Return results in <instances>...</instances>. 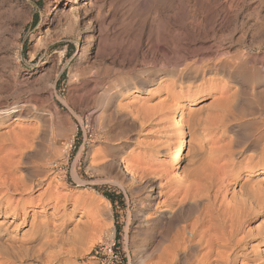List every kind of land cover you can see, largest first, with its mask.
<instances>
[{
    "label": "rangeland",
    "instance_id": "374dc122",
    "mask_svg": "<svg viewBox=\"0 0 264 264\" xmlns=\"http://www.w3.org/2000/svg\"><path fill=\"white\" fill-rule=\"evenodd\" d=\"M222 93L230 98L227 130L187 133L174 169L183 179L175 173L165 178L166 162L154 145L163 143L168 155L176 136L170 117L152 109L172 116L174 104L190 94L202 121L221 112ZM107 100L110 106L99 116ZM146 107L153 116L141 126ZM0 111V141L29 131L32 143L23 154L8 156L13 144L4 140V176L34 185L30 193L0 190V261L14 251V264H210L208 256L212 264L252 263L263 212L245 219L234 247L219 248L218 256L196 225L206 202L182 198L185 182L199 177L192 171L205 170L219 144L243 151L235 157L241 172L247 157L258 160L264 151V0H0ZM126 160L139 170L134 183L124 173ZM55 189L64 197L59 213L53 205L60 198L50 196ZM175 190L180 195L169 201ZM150 192L157 197L147 210L142 206ZM104 193L116 198L115 205ZM86 194L107 206L108 214L97 219L109 226L101 238L76 231L77 222H94L91 206L68 213ZM33 196L36 201L25 200ZM9 203L16 211L5 218ZM248 229L254 235L240 240ZM42 239L58 247L42 261L29 259L25 249H39ZM113 243L117 257L109 252Z\"/></svg>",
    "mask_w": 264,
    "mask_h": 264
},
{
    "label": "bare ground",
    "instance_id": "6f19581e",
    "mask_svg": "<svg viewBox=\"0 0 264 264\" xmlns=\"http://www.w3.org/2000/svg\"><path fill=\"white\" fill-rule=\"evenodd\" d=\"M173 84H175V83H173ZM183 95H185V94H183ZM220 97H221V101L224 103V104L222 103L223 105L221 104L219 106V109L221 112L212 113L211 115H208L202 121L199 117L197 110H195L194 108L191 107V103H193L195 101V99H194V96H192L190 94L187 96V98H186L187 100H179L178 102H176V104H174L175 106L172 107V109H171V112L173 113L172 116L167 115L166 112L163 111V109H161V108H160L161 112L158 111L157 109H156L157 111L155 109H152V110L156 111V112L153 111L154 115L158 114L157 116H163V117L168 116L167 118L170 117V120H169L170 121V129L169 130L171 131V133L175 134V136H176V139H175L176 142H175L174 148L170 151V153L168 155L165 154L164 152H162L164 150H162L160 148V147H162L163 143H162V145L157 144V142H156V145H154L155 144L154 142H153L154 144L151 143L156 148L155 150L158 151L157 152L158 157L163 156V158H164L163 160H165V162H166V166H164V168H163V175L165 178L170 177L169 179H171L172 176H170V175L175 173V175H178L181 179H183L182 178L183 176L181 177V175L178 173V171L177 170L175 171L174 169H175L176 164L178 163V160L180 159L181 154H183V152L187 146V143H185L187 133L190 132V133L195 135V133H197L199 131V128H201V127H204L205 131L207 130L209 132V134L210 133L212 134L213 132H215V133L217 132V134H218L220 131L223 132L224 130L225 131L227 130L230 123H228L229 121H228L227 115L225 113V110H226L225 104L227 103L229 97H227L226 94H223V93L218 98L220 99ZM177 98H181V97L177 96ZM110 103H111V100L104 101V105H103L104 110L101 113H99L100 114L99 116H102L105 113L106 109L110 106ZM132 105L134 106V104H132ZM140 107L144 108V105L142 107V104H141ZM22 108H20V111H22ZM141 108L140 109L137 108V109L141 110ZM132 109H133V107H132ZM146 109H147V107H146ZM143 110L144 109H142V112L139 111V112H141V114H143V112L145 113L141 117V119H138L139 122L141 123V126H143V124L146 121L148 122L150 120L149 118H151L153 116V115L151 117L149 116V115H151V114H148L149 108L146 110V112H145V110L144 111ZM164 110H165V108H164ZM4 112L7 113V111H4ZM150 112L152 113V111H150ZM168 113H169V111H168ZM138 115H139V113H138ZM104 116L102 117V119L104 118ZM139 116L136 115V118L137 117L139 118ZM2 117H4L3 111L2 112L0 111V120L2 119ZM136 118H135V120H136ZM15 119L17 120L18 117H16ZM184 119H186V123H184ZM133 125H136V124H134V122H133ZM129 126H130V124H129ZM132 127H135V126H132ZM167 128H169V127H167ZM27 132H29V131H27ZM27 132H26V134H28ZM26 134H24L23 132L21 134H20V132H17V133L15 132L12 134L3 135L2 136L3 139L1 140L2 142L0 141V151H3V149H7V145L5 148V145L3 144L4 140L5 141L9 140L10 143L13 144L12 145L13 147L7 149V153L9 154L8 156H11L12 153H16V152H19L21 154L23 152L22 149H25L28 147H30V149H31L32 143H31V140H29V138L27 137L28 135L26 136ZM263 134L261 135V138H262ZM4 136H5V138H4ZM29 136L31 138H33L31 136V134ZM195 136L197 137V135H195ZM19 137L20 138L22 137L21 138L22 140H23V138H26V137L28 139L27 140L24 139V141H21V140H19ZM217 138H219V137L217 136ZM259 139H260V137H259ZM161 141H163V140H161ZM214 141H215V139H214ZM260 141L261 140H259V142ZM163 142H165V141H163ZM198 142L201 143V140ZM198 142H197V144H198ZM231 142H233V141L231 140ZM138 144L142 147L148 146V145H146L148 143L145 142V144H144V142H142V141H141V143H138ZM224 144H226V143H224ZM224 144L222 146L220 144H219V146H216V147H218L215 149L217 151H214L216 154L211 155V156H213V160H212V162L210 161L211 163L209 162L210 163L209 166H207V165L205 166V168H206L205 170H203L204 168H200L203 171L197 172L196 170H198V169L196 168V170L192 171L193 173L196 172L199 176V177L197 176L198 177L197 179L193 180V181L197 180L196 182L191 183V184H190L191 181H189V183L185 182V177H184V181H182V183H184V182L186 183V186L184 185L185 189L183 188L184 191L182 190L184 192V195L182 194L183 195L182 199L184 201L186 199H191V200H193V202L196 203V205L197 204L199 205L201 203V201H203V200L206 202L205 203L203 201L205 203L204 208L202 206V208H203L202 213L203 214H202V216L200 215L201 217L199 220H197L196 225L199 224V227L201 229H203L200 231L201 239H203V241H205V242L210 243L212 250L218 256L222 254V252L219 250V248H222V249L227 248L230 251L234 247V243L236 242V238L238 237V234L243 230L242 224L244 223L245 219H248L251 214L253 215V217H255V215H257L261 212L264 213V151H263L264 149H262L263 153L261 154V156L257 157V158H259L258 160H256L253 157V155H255V154H251L249 157H247L246 162H245V171L241 172L239 170V165H238V162H237L235 157H238V156H236L237 154H240V156H241L243 154V151L242 150L238 151L237 149H236L237 151L234 150L232 143H229L227 145H224ZM8 145L11 146L9 143H8ZM200 146L201 145H199V147ZM147 149H149V148L147 147ZM152 150H153V148H152ZM145 152H147V151H145ZM138 153L140 154V152H138ZM122 160H125V158H122ZM154 160H156V159H154ZM9 161L11 163L10 164L11 166L15 164V162H13L12 159H10ZM124 163H125L124 173H126V175H128L130 180L134 183L138 178L137 175H139V173H137V171H139V170L136 171V169H133V165H135V164L134 163L132 164L131 160H126ZM163 165H164V163H163ZM142 169H144V168H142ZM144 170H146V169H144ZM160 170H162V169H160ZM41 171H43V170H41ZM12 172H13V169H12ZM142 172H143V170H142ZM199 172L201 174H199ZM5 173H7V171L5 169H3L0 165V178L2 179V180L0 179V181H1L0 182V190H3V191L5 190L6 191L5 195H8L11 192H19L20 191L21 193H30L32 191L34 185L29 183V181H26L24 178H18L17 181H10L4 176ZM41 173H38V175H40ZM51 174H53V173L49 172V176H47V175L46 176L50 177ZM41 175H43V174H41ZM187 175H184V176H187ZM30 176H32V175H30ZM43 177H44V175H43ZM175 178L176 177L174 176L173 179H175ZM180 178H178V179H180ZM55 180L56 179H52L50 182V185H53V182ZM30 181H31V179H30ZM233 181H234L235 187L233 190H231L230 187H231V184ZM240 181H242V182H240ZM79 182L81 183L82 181H79ZM178 182H180V181H178ZM236 184L239 187L238 190H237ZM79 187H82V185H79ZM152 189H154V188H152ZM151 191H153V190H151ZM177 191L178 190H175V192L173 191L172 195L170 194V197L168 198L169 201H172L174 198H176L178 195H180V193H178ZM55 193L57 195V198H60V197H58V195L61 194V191H59V189L52 190L50 196H53ZM159 195L161 196L162 192H160ZM66 196H67V194H66ZM152 197H157V196L156 195L154 196V193L150 192L147 195V197L145 198L147 201L144 202V204L142 206V207H144V209L149 210V208H148L150 206L149 200ZM38 198H40V196H38ZM63 198L64 197H61L60 200L58 199L57 203L53 205V212L59 213L61 211V209L64 207L62 204ZM178 199L179 198H177V200ZM25 200L27 202H32L35 199L33 196V198L29 197ZM38 200L40 201L39 205L46 207L42 197ZM174 201H176V200H174ZM181 202H183V201L181 200ZM1 204H2V201H0V206H1ZM104 204L105 203H103V201H101V199L97 198L96 196H92V195H87V196L79 195L75 198L74 208H72L68 212L70 214V216L72 217L76 213L79 206H82V207H90L91 206L93 208V212L91 210L90 211L92 212V216L94 219L93 223L87 222L88 224H85V223L81 224V223L77 222L78 224H77L76 231L78 233L87 232L88 234H90V236L101 238L102 233L105 230H107L109 227L107 221L97 220L99 217H101V214H106V215L108 214L107 206H105ZM167 204H168V202H167ZM6 206L7 207H5L3 215L5 218H8V217H10L12 211H16V207H13L12 203H9ZM158 209H160L159 206L156 207L154 209V211H157ZM1 213H2V211H1V207H0V214ZM68 213L66 212V214H68ZM66 214H64V215H66ZM147 214H150V212L149 211L143 212L141 214V218H144ZM81 217H83L82 214H81ZM195 223H196V220H195ZM196 225L194 224V228H196ZM256 232L260 235L259 237H261V239H260L259 243L253 245L254 247H251L252 263H248V264H264V227L258 228L256 230ZM25 233L26 232L23 233V237H24ZM244 233L245 234L243 235V237L242 238L240 237L241 238L240 240L248 239L249 237L254 235L255 232L248 229V230L244 231ZM181 237H182V235H181ZM40 238L41 237H39V239ZM44 239H42L41 246L39 247V249H37V250L34 249L33 252H32L33 249L32 250L25 249L26 250L25 255H27L28 258L30 257L36 261H42L44 259V257H48V256L50 257V255H51L50 253L52 252V248H54V247L57 248L58 246L56 247L54 244H51L49 242V240H44ZM181 240L179 239V241H181ZM10 254H11V252H10ZM210 257L211 256H208V258H209L208 262H210V264H212V261H210ZM16 258H17L16 253L14 251H12V254L10 255V257L9 258L6 257V259L4 261H0V264H14L12 259H16ZM227 258H229V255H227Z\"/></svg>",
    "mask_w": 264,
    "mask_h": 264
},
{
    "label": "trees",
    "instance_id": "16d2710c",
    "mask_svg": "<svg viewBox=\"0 0 264 264\" xmlns=\"http://www.w3.org/2000/svg\"><path fill=\"white\" fill-rule=\"evenodd\" d=\"M104 195L115 205L116 198L111 193H104Z\"/></svg>",
    "mask_w": 264,
    "mask_h": 264
},
{
    "label": "built area",
    "instance_id": "2783aa9c",
    "mask_svg": "<svg viewBox=\"0 0 264 264\" xmlns=\"http://www.w3.org/2000/svg\"><path fill=\"white\" fill-rule=\"evenodd\" d=\"M115 245V243H113L112 245H110V247H109V252H111L112 254H113V256L114 257H117V254H116V250L115 251H113V249H114V246ZM108 247H105V249H107ZM96 253H99V251H96ZM109 264V263H108Z\"/></svg>",
    "mask_w": 264,
    "mask_h": 264
}]
</instances>
